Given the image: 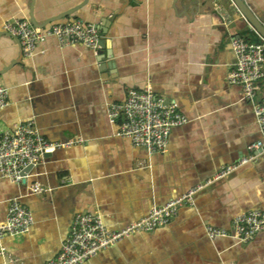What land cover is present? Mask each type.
I'll use <instances>...</instances> for the list:
<instances>
[{
    "label": "crops",
    "instance_id": "obj_1",
    "mask_svg": "<svg viewBox=\"0 0 264 264\" xmlns=\"http://www.w3.org/2000/svg\"><path fill=\"white\" fill-rule=\"evenodd\" d=\"M246 2L264 18V0ZM70 11L55 22L97 24L98 51L49 37L26 57L4 30L11 19L33 15L45 23ZM248 22L230 0H0V84L10 90L0 136L34 119L49 141H84L47 152L22 183L0 177V221L15 198L34 216L29 231L0 238V264H46L60 254L78 213L121 229L247 156L261 131L228 74L236 62L232 38L260 40ZM146 87L189 118L153 155L119 135L123 118L109 114L130 89ZM258 87L264 99V78ZM36 183L45 191L35 193ZM249 210L264 211V153L208 186L170 223L133 233L82 264H264V230L247 243L207 235L208 224L229 229Z\"/></svg>",
    "mask_w": 264,
    "mask_h": 264
},
{
    "label": "built area",
    "instance_id": "obj_2",
    "mask_svg": "<svg viewBox=\"0 0 264 264\" xmlns=\"http://www.w3.org/2000/svg\"><path fill=\"white\" fill-rule=\"evenodd\" d=\"M230 1L235 4L234 0ZM242 15L249 21L243 13ZM248 23L254 29V26ZM4 30L20 40L22 52L26 57H33L39 44L49 37H55L61 47L82 44L98 51L103 36L97 24L83 19L55 22L46 27L35 26L27 18L11 19L4 23ZM259 35L258 42L246 40L241 36L232 38L236 62L228 74L229 83L243 87L244 97L252 104L261 131V137L248 147L249 154L238 163L223 166L212 179L195 185L164 205L153 207L147 217L121 229H111L101 215L78 213L60 254L46 264H82L133 233L153 230L170 223L180 207L194 204L196 196L208 186L226 178L264 153V99L258 97V83L264 78V36L260 33ZM9 97V88L0 84V109L8 105ZM109 114L112 119L123 118L119 135L131 138L136 146L145 148L151 155L164 152L172 129L189 121L177 102L155 93L150 87L142 90L130 89L126 101L113 103ZM82 142L84 141L81 138L49 141L42 135L34 119L21 121L13 130L0 136V177L22 183L42 162L47 152ZM30 166L32 169L26 171ZM33 190L35 193H42L45 188L36 183ZM33 223L32 211L15 198L10 203L6 220L0 221V238L5 235L23 234L30 230ZM263 230L262 210H249L238 214L229 229L210 224L206 226L207 235L211 240L231 237L239 243H247ZM0 252L6 255L4 247L0 248ZM10 262L14 264L16 259L11 258Z\"/></svg>",
    "mask_w": 264,
    "mask_h": 264
},
{
    "label": "water",
    "instance_id": "obj_3",
    "mask_svg": "<svg viewBox=\"0 0 264 264\" xmlns=\"http://www.w3.org/2000/svg\"><path fill=\"white\" fill-rule=\"evenodd\" d=\"M129 1V0H128ZM235 4L237 5V7L240 9V11L247 17V19L249 20V22L257 29V31L262 34L264 36V18L262 16L257 15L252 8L250 7V5L246 2V0H234ZM75 10V9H74ZM73 13L72 11H70L69 13H65V15L63 16H59V17H55V18H51L49 20H47L45 23H38L36 21V19L34 18V16H31V22L35 25V26H40V27H46L47 25L51 24L52 22L57 21L58 19L67 16L69 14ZM117 13L113 14L111 17H109L108 19H106V23L109 24V21L112 22L115 20ZM103 22H105L103 20ZM104 31L106 30V27L102 28ZM10 34V33H9ZM11 35V34H10ZM13 36V35H11ZM14 37V36H13ZM18 39V38H17ZM103 39V38H102ZM102 39L100 41V44H102ZM18 41L20 42V40L18 39ZM114 65V64H112ZM32 169V166L28 167L26 171H30Z\"/></svg>",
    "mask_w": 264,
    "mask_h": 264
}]
</instances>
